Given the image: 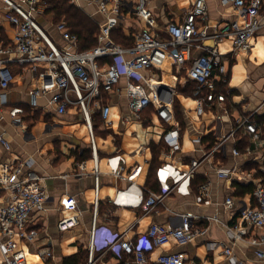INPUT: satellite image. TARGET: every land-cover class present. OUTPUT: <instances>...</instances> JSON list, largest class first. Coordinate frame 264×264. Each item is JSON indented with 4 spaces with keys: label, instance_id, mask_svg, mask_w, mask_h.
<instances>
[{
    "label": "crops",
    "instance_id": "1",
    "mask_svg": "<svg viewBox=\"0 0 264 264\" xmlns=\"http://www.w3.org/2000/svg\"><path fill=\"white\" fill-rule=\"evenodd\" d=\"M122 1L129 8L135 3V0ZM193 1L152 0L149 7L155 20L153 31L162 39H166L165 25L170 21H182ZM205 1L210 31L214 25L234 19L232 9L223 5L221 0ZM70 2L92 19L98 29L104 23V17L98 12L92 0ZM2 9L3 5L0 2L1 14ZM56 23L52 14L46 13L39 19L40 26L50 33L55 42L61 43L54 30ZM1 26L4 40L12 39L14 33L9 23L2 21ZM142 28L143 23L126 10L122 13L112 36L128 39L133 44L136 34ZM206 44L211 45L212 42L209 40ZM252 45L249 53H232L230 40L225 39L219 43V51L224 56L223 66L227 70L226 75L229 76L230 97L223 102L216 100L213 103H205L201 116L195 112V99L184 95L177 88L179 84L183 89L182 75L173 64V56L163 50L152 53L154 67L142 75L150 84L159 83L174 90L183 124L177 119L174 101L171 106H150L140 113L139 118H134L125 97L124 78L113 92L102 95L104 105L110 107L108 123L102 122L98 114L93 117L100 177L98 191L100 205L97 215L99 226L112 230L114 224L111 221L114 220L115 213L110 201L114 199L117 190H123L128 186L126 176L133 168L142 166L136 180L139 188L152 190L147 185L149 175L154 179L155 169L151 166L150 149L152 143L158 145L162 142L159 162L167 161L185 166L191 159H202L191 181L189 196L172 194L164 205L157 207L151 214L137 216L132 228L134 244L145 253L150 264H154L159 255L174 252L186 254L185 264H264V261L255 257L253 247L246 243L231 245L225 227L236 221L237 214L243 206H250L253 203L251 193L241 195L238 188L251 184L237 176L226 180L218 178L215 174L217 169H235L237 175L249 174L254 179L264 178V175H258L264 167V147H260L244 127L237 131L240 130L251 138L250 147L240 151L237 148L239 137H236L237 126L245 117L251 114H264V23L254 36ZM110 61L111 59L105 58L101 63L106 64ZM13 69L14 81L4 91L6 103H1L0 99V136L10 145V149L5 151L0 144V168L1 165L15 166L22 162V171L31 170L42 178L40 184L48 196L43 208L33 212L28 219L27 226L36 229L38 235L31 243L21 244L26 252V264H75L74 259L77 261L76 264H86L94 200L93 161L88 129L76 108L69 107L65 114L59 115L48 103L50 94L33 99L30 91L37 85L34 75L27 69L22 71L18 66ZM133 80L141 83L136 78ZM146 90L152 93L147 87ZM15 108L22 109V114L18 116L21 119L20 123H15L10 115V110ZM148 110H152V113ZM175 124H178L180 148L178 152L170 155L163 134L174 129ZM197 136L202 137L200 143L194 141ZM207 136L214 141L210 148H207L203 141ZM216 145H220L219 149L205 159V153H211ZM234 150L239 155L235 156ZM114 156L120 157V177L111 176L107 165V159ZM204 183L209 184L211 200L209 206L195 202L198 189ZM154 186L158 190L155 179ZM5 194L0 191V200H4ZM227 197L234 199L231 210L226 209L224 205ZM187 214L192 216V224L199 230V234L192 242L181 247L174 243L162 248H153L149 245L146 232L151 224H159L166 228L177 227L180 225V216ZM72 216L77 217V225L66 231H59L58 222ZM248 232L253 235L259 231L249 229ZM100 244L101 239H98L94 263L118 264L120 256L114 251L102 252ZM228 246H232V254L229 257L223 253L224 248ZM37 249L50 250L51 258L40 259L36 254ZM1 261L0 257V264Z\"/></svg>",
    "mask_w": 264,
    "mask_h": 264
},
{
    "label": "built area",
    "instance_id": "2",
    "mask_svg": "<svg viewBox=\"0 0 264 264\" xmlns=\"http://www.w3.org/2000/svg\"><path fill=\"white\" fill-rule=\"evenodd\" d=\"M152 0H135L128 7L122 0H92L98 12L104 17V23L99 26L97 45L85 51H79L78 38L70 33L64 21L57 22L54 30L61 43L53 41L47 31L39 24V19L46 14V0H0L3 5L0 13V99L6 103L4 91L13 83L14 67L26 70L35 77L36 87L30 94L37 96L50 94L48 103L59 115L67 112V108H76L82 116L83 123L89 133L91 158L93 161V192L92 223L89 231L88 260L86 264H95L94 254L98 249V239H101L100 250L114 251L120 256L118 264H150L145 253L134 244L133 226L138 214L149 215L155 209L165 204L172 194L182 197L191 194V181L194 179L202 159H191L185 166L162 161L155 168L153 175L158 190L152 191L139 188L136 180L142 166L133 168L126 179L128 186L117 190L114 199L110 201L115 213L112 230L101 227L97 223L100 199V177L98 159L94 142L93 117L98 114L102 122L108 123L109 105H104L103 94L115 90L122 78L126 80L125 97L131 115L139 118L140 113L149 106H171L175 98L173 89L163 85L150 84L143 72L154 67L152 53L163 50L173 56V64L182 75V87L187 84L196 85L192 97L196 101L195 112L203 114L204 104L214 101L223 102L224 96L216 94V84L226 82L227 70L223 66V57L218 45L223 40L232 42V53H249L252 40L264 23V0H221L223 5L232 9L234 19L221 22L210 28L208 26V11L205 0H194L180 22H168L164 27L166 39L158 36L153 29L155 20L149 4ZM126 10L143 23V28L136 34L130 47H123L113 42L111 33L118 27L121 15ZM1 12V11H0ZM6 21L13 29V38L5 41L1 22ZM212 42L207 45L206 42ZM196 51L198 53L196 54ZM127 56V58H125ZM111 59L103 64V59ZM133 78L141 83L134 82ZM146 87L152 92L146 90ZM21 108L10 110L15 123H20L18 117ZM253 114L245 117L237 126L245 131L264 147V139L258 135L256 125L251 122ZM127 121V120H126ZM174 129L163 134V140L169 147V154L179 151L180 141L178 124ZM202 137H195L200 143ZM0 144L5 151L10 149L9 143L0 136ZM212 148L211 153H205L206 159L219 149ZM235 156L239 155L233 151ZM26 165V164H25ZM110 174L120 177V157L107 159ZM23 163L18 165H1L0 191L6 197L0 200V257L2 264H26V252L22 243H31L38 231L27 226L28 219L35 211L43 208L48 196L41 186L42 178L31 170L22 171ZM237 170H215L220 179H230L237 176L252 185L250 206H243L237 219L227 229L231 245L246 243L253 247L255 257L264 261V178L254 179L249 174L237 175ZM264 172V167L261 168ZM195 202L203 206L211 205L209 184L204 183L198 189ZM225 208L231 210L234 199L227 197ZM192 216H180V225L164 227L151 224L146 232L149 245L162 248L170 243L185 246L199 234L192 224ZM78 223L76 216L61 219L57 227L66 231ZM249 229L259 232L250 234ZM232 246L225 247L223 253L229 257ZM37 256L42 259L51 258L48 249H37ZM184 252L164 253L159 255L154 264H185Z\"/></svg>",
    "mask_w": 264,
    "mask_h": 264
},
{
    "label": "trees",
    "instance_id": "3",
    "mask_svg": "<svg viewBox=\"0 0 264 264\" xmlns=\"http://www.w3.org/2000/svg\"><path fill=\"white\" fill-rule=\"evenodd\" d=\"M47 4H48V9L46 10V13L52 14L56 22L64 21L68 26L70 33L78 38L79 51H85L97 45V35L99 33L97 24L87 15H85L83 11L75 7L70 2V0H47ZM113 36L111 33V37ZM113 39H114L113 41L116 44L123 47H130L132 45L131 41H128V39L127 40L123 39L120 36H116L115 38L113 37ZM228 80H229V76H227L225 83L219 81L216 84V89H215L217 95L222 94L224 96V101H227V99L230 97V93L228 92ZM195 87L196 85L194 84H187L183 89H181L180 85L179 84L177 85V88H179L181 92L186 96H192V92L195 89ZM149 107H147L146 110L149 109ZM174 109L177 119L180 121L181 124H183V119L179 111V104L176 98L174 99ZM148 111L149 113H152V110L151 111L148 110ZM251 122L254 125H256L259 137L261 139H264V114L253 115L251 117ZM236 133H237L236 137L237 138L239 137L237 142V148L240 151H245L246 148L250 147L251 138L248 135H245V133H243L240 130L237 131ZM203 141L208 146L207 148L212 147L214 144V141L208 139V136L203 138ZM161 147H162V142H160L158 145H155L153 143L150 145V149L152 152L151 166L154 169L156 168L157 165L160 164L159 155H160ZM258 175L262 176L264 175V172H261ZM147 185L150 188H152V190L157 191L156 186H154V179L152 178L151 175H149ZM251 186L252 185H248L247 187L238 186V188L241 190V195H244L246 193H251L253 189ZM74 263L75 264L77 263L75 259H74Z\"/></svg>",
    "mask_w": 264,
    "mask_h": 264
},
{
    "label": "rangeland",
    "instance_id": "4",
    "mask_svg": "<svg viewBox=\"0 0 264 264\" xmlns=\"http://www.w3.org/2000/svg\"><path fill=\"white\" fill-rule=\"evenodd\" d=\"M47 34L49 35V37L53 40V41H55L54 40V38L50 35V33L47 31Z\"/></svg>",
    "mask_w": 264,
    "mask_h": 264
},
{
    "label": "water",
    "instance_id": "5",
    "mask_svg": "<svg viewBox=\"0 0 264 264\" xmlns=\"http://www.w3.org/2000/svg\"><path fill=\"white\" fill-rule=\"evenodd\" d=\"M254 146V144H252V147Z\"/></svg>",
    "mask_w": 264,
    "mask_h": 264
}]
</instances>
